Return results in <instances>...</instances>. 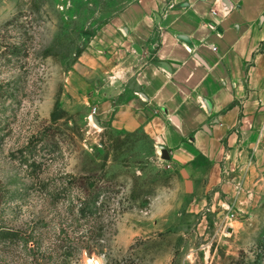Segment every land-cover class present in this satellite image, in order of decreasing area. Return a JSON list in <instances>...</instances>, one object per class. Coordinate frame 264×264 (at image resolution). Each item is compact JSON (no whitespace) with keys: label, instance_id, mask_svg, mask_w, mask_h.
Listing matches in <instances>:
<instances>
[{"label":"rangeland","instance_id":"1","mask_svg":"<svg viewBox=\"0 0 264 264\" xmlns=\"http://www.w3.org/2000/svg\"><path fill=\"white\" fill-rule=\"evenodd\" d=\"M134 1L0 0V264H264V145L222 190L96 118L75 65Z\"/></svg>","mask_w":264,"mask_h":264},{"label":"crops","instance_id":"2","mask_svg":"<svg viewBox=\"0 0 264 264\" xmlns=\"http://www.w3.org/2000/svg\"><path fill=\"white\" fill-rule=\"evenodd\" d=\"M94 40L75 68L97 120L177 167L205 158L227 190L231 165L264 145V0H136Z\"/></svg>","mask_w":264,"mask_h":264},{"label":"bare ground","instance_id":"3","mask_svg":"<svg viewBox=\"0 0 264 264\" xmlns=\"http://www.w3.org/2000/svg\"><path fill=\"white\" fill-rule=\"evenodd\" d=\"M85 264H100V261L96 260V259H93V260H90L88 261L87 263Z\"/></svg>","mask_w":264,"mask_h":264},{"label":"trees","instance_id":"4","mask_svg":"<svg viewBox=\"0 0 264 264\" xmlns=\"http://www.w3.org/2000/svg\"><path fill=\"white\" fill-rule=\"evenodd\" d=\"M164 155H165V156H168L166 152L164 153Z\"/></svg>","mask_w":264,"mask_h":264},{"label":"water","instance_id":"5","mask_svg":"<svg viewBox=\"0 0 264 264\" xmlns=\"http://www.w3.org/2000/svg\"><path fill=\"white\" fill-rule=\"evenodd\" d=\"M163 155H164V153H163Z\"/></svg>","mask_w":264,"mask_h":264}]
</instances>
